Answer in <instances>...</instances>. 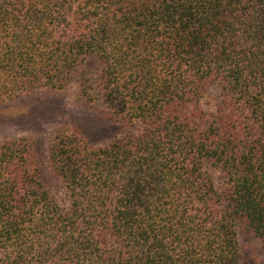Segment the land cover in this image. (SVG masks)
I'll return each instance as SVG.
<instances>
[{
    "label": "trees",
    "instance_id": "trees-1",
    "mask_svg": "<svg viewBox=\"0 0 264 264\" xmlns=\"http://www.w3.org/2000/svg\"><path fill=\"white\" fill-rule=\"evenodd\" d=\"M75 81L129 130L64 123L45 164L0 141V264H241V228L264 251V0H0V103Z\"/></svg>",
    "mask_w": 264,
    "mask_h": 264
},
{
    "label": "rangeland",
    "instance_id": "rangeland-1",
    "mask_svg": "<svg viewBox=\"0 0 264 264\" xmlns=\"http://www.w3.org/2000/svg\"><path fill=\"white\" fill-rule=\"evenodd\" d=\"M100 68L101 64L96 58L89 59L81 71L83 79L97 73ZM77 83L75 81L62 91L47 88L27 90L12 101L0 103V141L20 138L35 140L38 143L37 160L45 164L51 138L64 123L85 128L88 126L87 130L90 124L92 130L94 128L93 135L99 139L118 137L129 130L107 121L80 102ZM209 171L217 185L224 181L220 170L210 167ZM54 193L65 203V192L61 184H55ZM239 249L241 264H264L261 241L243 228L239 229Z\"/></svg>",
    "mask_w": 264,
    "mask_h": 264
}]
</instances>
